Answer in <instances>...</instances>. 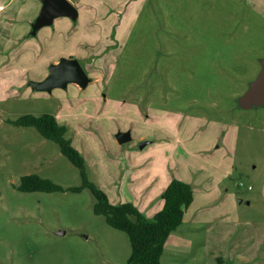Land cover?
<instances>
[{
	"label": "rangeland",
	"instance_id": "1",
	"mask_svg": "<svg viewBox=\"0 0 264 264\" xmlns=\"http://www.w3.org/2000/svg\"><path fill=\"white\" fill-rule=\"evenodd\" d=\"M144 3L132 24L120 23L128 10H100L110 18L103 39L91 7L78 18L55 15L34 34L32 10L0 24V264H128L132 251L129 235L94 211L89 188L18 189L31 173L65 188L83 181L58 143L9 121L27 113L71 120L58 117L114 203L140 206L142 183L166 172L192 184L196 204L209 202L203 212L264 219V101L243 97L264 58V7ZM69 57L90 61L96 79L42 85ZM121 130L132 139L119 142ZM138 136L150 142L141 147Z\"/></svg>",
	"mask_w": 264,
	"mask_h": 264
},
{
	"label": "crops",
	"instance_id": "2",
	"mask_svg": "<svg viewBox=\"0 0 264 264\" xmlns=\"http://www.w3.org/2000/svg\"><path fill=\"white\" fill-rule=\"evenodd\" d=\"M3 1L4 2L0 3V24H2L3 21L14 22L19 16V11L22 9L32 10V16L31 19H29L32 24L30 30L33 34L38 32V29L41 27V25H38V21L42 15L47 0ZM70 1L76 8V15L74 18H78L81 15V11H79L82 10L81 8L86 9L91 7L94 9V18L98 23L102 24L103 39V25L104 23H110V18L104 17L100 10L111 8L128 10L121 18L120 23L132 24L135 22L141 9L144 7V2L146 0H141V2L133 0L130 3L128 0ZM246 2L255 7H264V0H246ZM129 10H135L136 14L134 16H129L131 14ZM55 17L56 16L52 18L51 22H53ZM69 58L75 59L73 57ZM62 60L58 61L56 65H59ZM263 60L264 58L262 61ZM89 64H91V62L86 59V67L82 66L88 75L86 83L96 79V76H93L91 69H89ZM55 116L57 118L62 117L64 120L71 121L63 113H59V115ZM72 120L78 119L73 117ZM138 138L142 141L147 140V137L145 136H138ZM172 178L173 177H169L166 172H158L156 178L152 181L142 183L140 191L141 200L140 206L138 207L146 216L153 217L160 209H162L165 202L162 193ZM160 179L163 181H160ZM155 182H158L159 184V189L156 192L152 189ZM130 201L132 202V200ZM249 202L250 201H248V203ZM196 203L197 200L196 197H194L193 202L185 213L183 223L170 233L165 243L161 257V264L166 252L169 253L171 259L167 261V264H198L201 262H204L203 264H264L263 218H257L249 212H203L204 207L209 206V202L205 201L204 203ZM199 253L203 255L204 260L199 258Z\"/></svg>",
	"mask_w": 264,
	"mask_h": 264
},
{
	"label": "trees",
	"instance_id": "3",
	"mask_svg": "<svg viewBox=\"0 0 264 264\" xmlns=\"http://www.w3.org/2000/svg\"><path fill=\"white\" fill-rule=\"evenodd\" d=\"M9 121L18 126H34L45 138L58 143L62 152L80 169L83 180L79 186L65 188L50 178L31 173L22 177L19 190L51 192L89 188L96 197L94 211L104 215L111 226L129 235L132 251L128 264H161L166 240L183 223L185 213L194 200L192 184L173 177L162 193L165 201L163 208L153 217H148L131 201L113 203L108 194L89 178L84 155L67 136L69 126L61 123L53 113H27Z\"/></svg>",
	"mask_w": 264,
	"mask_h": 264
},
{
	"label": "water",
	"instance_id": "4",
	"mask_svg": "<svg viewBox=\"0 0 264 264\" xmlns=\"http://www.w3.org/2000/svg\"><path fill=\"white\" fill-rule=\"evenodd\" d=\"M59 14L75 16L76 8L70 0H47L42 15L39 18L38 25L49 23L55 15ZM67 79H76L81 83L87 81L88 75L79 60L72 58L63 59L61 63L53 69L47 80L42 82V85L49 86L63 83ZM243 97L248 99L249 102H254L255 100L259 102L264 101V60L262 61L260 72ZM117 138L121 143L131 140V130L117 132ZM148 143L149 140H143L140 142V146L144 147Z\"/></svg>",
	"mask_w": 264,
	"mask_h": 264
}]
</instances>
